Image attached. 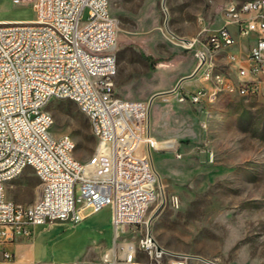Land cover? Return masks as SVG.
I'll return each instance as SVG.
<instances>
[{
    "label": "built area",
    "instance_id": "obj_1",
    "mask_svg": "<svg viewBox=\"0 0 264 264\" xmlns=\"http://www.w3.org/2000/svg\"><path fill=\"white\" fill-rule=\"evenodd\" d=\"M34 11L33 20L0 21V264H94L19 262L6 246L32 240L36 227L79 224L106 208L118 244L100 264H136L138 251L154 263L171 257L172 264H187L189 256L150 239L146 218L162 193L152 156L151 104L116 92L119 23L110 0H36ZM198 37L185 47L201 46L191 77L202 73L209 87L189 90L181 80L161 93L165 101L202 105L224 89L264 101V0L228 3L221 26L209 33L204 28ZM239 39L247 40L245 52ZM219 55L227 60L226 72L213 62ZM48 98L73 101L89 119L98 147L88 161L75 157L69 135L52 134ZM102 147L111 152L103 155ZM28 168L39 180V197L31 205L15 203L7 198V185ZM144 229L138 244L121 241Z\"/></svg>",
    "mask_w": 264,
    "mask_h": 264
},
{
    "label": "rangeland",
    "instance_id": "obj_2",
    "mask_svg": "<svg viewBox=\"0 0 264 264\" xmlns=\"http://www.w3.org/2000/svg\"><path fill=\"white\" fill-rule=\"evenodd\" d=\"M222 1L110 0L119 23L113 50L118 64L116 92L144 101L159 94L151 104L150 132L162 193L146 218L157 242L189 256L187 264H264V101L225 90L202 105L168 102L161 95L192 76L201 48L198 44L186 49L171 36L201 39L202 29L208 33L218 29ZM35 2L0 0V21L33 20ZM87 18L88 10L83 21ZM142 51L158 63L147 61ZM223 59L219 55L213 62L226 72ZM183 87L197 90L209 84L200 73ZM47 110L55 119L52 134L69 135L76 143L75 157L88 161L98 140L87 116L71 100H53ZM100 151L106 155L111 149ZM76 192L80 195L78 188ZM6 194L15 203L31 205L39 197V180L28 168L7 185ZM111 216L106 208L79 224L58 221L33 229L39 262L100 264L118 244ZM144 232L125 234L121 241L138 244ZM173 261L166 257L154 263L138 251L135 263Z\"/></svg>",
    "mask_w": 264,
    "mask_h": 264
},
{
    "label": "crops",
    "instance_id": "obj_3",
    "mask_svg": "<svg viewBox=\"0 0 264 264\" xmlns=\"http://www.w3.org/2000/svg\"><path fill=\"white\" fill-rule=\"evenodd\" d=\"M232 1H234V2H242V1H245V0H223L222 4H221L222 12H223L224 8L226 7V5L228 3H230V2H232ZM221 20H222V13H221ZM19 21H21V20L5 21V22H19ZM246 43H247V40L239 39L240 50L242 52H245V50H246L245 49L246 48ZM223 60L225 61V64H224V67H225L227 65V60L226 59H223ZM114 64H116L115 56H114ZM191 80H192V78H188V79L182 80L181 86L183 87V84H185L186 82H190ZM183 88H185V87H183ZM185 89H187V88H185ZM43 226L36 227L35 229H37L39 231V230H41V228ZM33 241L34 240L28 241V240H25L23 238H18L14 242L7 244L6 247H7V249L10 252H12L14 254L15 258L19 262H39L41 257L39 256L40 254L38 255V253L36 252V249L34 247ZM31 247H33V251L32 252H31ZM85 261H88V260H84L83 262H85Z\"/></svg>",
    "mask_w": 264,
    "mask_h": 264
},
{
    "label": "bare ground",
    "instance_id": "obj_4",
    "mask_svg": "<svg viewBox=\"0 0 264 264\" xmlns=\"http://www.w3.org/2000/svg\"><path fill=\"white\" fill-rule=\"evenodd\" d=\"M167 33V32H166ZM168 34V33H167ZM171 38L173 39V40H175L176 42H178V43H180V44H182L184 47H186V46H189V47H191V44H193V42H194V39H181V38H176V37H173V36H171ZM188 78H192V77H187L186 79H188ZM227 93L229 92V93H235L236 94V89H224ZM165 97V96H164ZM256 98H258V97H254V96H247V99H256ZM53 100H59V99H55V98H48V100H47V105L51 102V101H53ZM79 109H80V111L83 113V111L81 110V107H79ZM84 114V113H83ZM148 223L150 224V220H148ZM150 233V232H149ZM150 239H155L153 236H152V234L150 233ZM155 243H156V245H158V246H161L158 242H157V240L155 239Z\"/></svg>",
    "mask_w": 264,
    "mask_h": 264
},
{
    "label": "trees",
    "instance_id": "obj_5",
    "mask_svg": "<svg viewBox=\"0 0 264 264\" xmlns=\"http://www.w3.org/2000/svg\"><path fill=\"white\" fill-rule=\"evenodd\" d=\"M142 54H143V56L145 57V59H146L147 61L152 62V63H158L156 60L153 59L152 56L147 55L144 51H142Z\"/></svg>",
    "mask_w": 264,
    "mask_h": 264
},
{
    "label": "water",
    "instance_id": "obj_6",
    "mask_svg": "<svg viewBox=\"0 0 264 264\" xmlns=\"http://www.w3.org/2000/svg\"><path fill=\"white\" fill-rule=\"evenodd\" d=\"M165 1V0H164ZM164 3V2H163ZM159 94H156V95H154L151 99H150V104H152V101H153V99L156 97V96H158Z\"/></svg>",
    "mask_w": 264,
    "mask_h": 264
}]
</instances>
